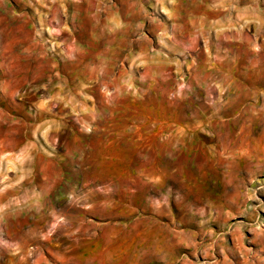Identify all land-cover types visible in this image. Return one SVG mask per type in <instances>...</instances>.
<instances>
[{
	"label": "rangeland",
	"instance_id": "374dc122",
	"mask_svg": "<svg viewBox=\"0 0 264 264\" xmlns=\"http://www.w3.org/2000/svg\"><path fill=\"white\" fill-rule=\"evenodd\" d=\"M0 264H264V0H0Z\"/></svg>",
	"mask_w": 264,
	"mask_h": 264
}]
</instances>
